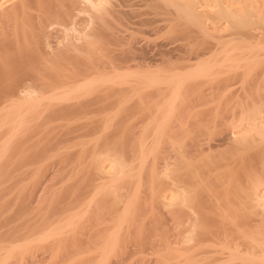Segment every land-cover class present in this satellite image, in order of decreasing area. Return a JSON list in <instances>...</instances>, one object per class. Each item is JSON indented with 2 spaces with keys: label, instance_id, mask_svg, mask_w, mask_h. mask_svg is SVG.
<instances>
[{
  "label": "bare ground",
  "instance_id": "obj_1",
  "mask_svg": "<svg viewBox=\"0 0 264 264\" xmlns=\"http://www.w3.org/2000/svg\"><path fill=\"white\" fill-rule=\"evenodd\" d=\"M116 1L0 0V264H264V93L207 118L208 100L186 101L217 74L227 98V70L264 59L237 32L251 16L206 2L222 9L213 24L231 23L221 42L201 2L151 0L172 30L218 43L206 60L154 68L158 56L102 17L130 18L119 7L131 1Z\"/></svg>",
  "mask_w": 264,
  "mask_h": 264
},
{
  "label": "rangeland",
  "instance_id": "obj_2",
  "mask_svg": "<svg viewBox=\"0 0 264 264\" xmlns=\"http://www.w3.org/2000/svg\"><path fill=\"white\" fill-rule=\"evenodd\" d=\"M114 1H116V0H114ZM131 1V2H130ZM137 1V2H136ZM139 1V2H138ZM148 1H150V2H148ZM129 0V2L130 3H128L129 5L128 6H124L123 7V5L124 4H122V7H119L121 10H123L124 12H125V10H127L126 12L128 13V14H130V15H132L134 18L132 19L131 17L132 16H127V17H130L129 19H126L127 21H125V22H122L123 21V19L125 20V18H126V16H125V18H122L121 20V22L120 21H118V19H114L113 17H111L109 14H105L104 16H102V17H104L105 19H107V20H109L108 22L110 23V22H112V23H110L111 24V26H113L114 25V27H115V25L117 26V27H119L120 26V28H122L124 31H126V34H124V35H131L132 33V36H134L135 37V39L137 38V40L139 41V45H141L143 48L145 47V48H149L148 49V51H149V53L148 54H150V55H148L149 56V58H151L150 56H152V55H154V56H158L159 58L158 59H161L162 60V62H160L157 66H153L154 68H157V67H161V68H170V63H169V59L171 58L172 60H174V59H180L179 61H176V63H174V65L175 66H179V63H180V61H181V59H182V63L184 62L185 63V61H186V59L188 58V57H190L191 55V57H193V55H197V51H199V53H198V55L197 56H201V57H199L200 58V60H199V62L203 59H208V58H210L211 57V52H210V50L213 48V49H215V48H217V45H218V43L217 42H215V40H212V38H211V40H209V39H203L202 37L200 38V36H196L195 35V33H194V31H192L194 28H191V29H189L186 25H184V28H183V24L182 25H180L183 29H181L180 27H178V29H174V30H172L171 28H174V27H171L170 28V25H169V22L167 23V20H165L164 21V19L166 18V17H168L169 16V14L168 15H164V13L166 14V12H164L163 13V9H160L159 8V10H160V13H161V11H162V13L161 14H159L158 15V13L159 12H157L158 11V7L156 6V10H155V7H154V4L152 3V1L151 0ZM182 1V0H181ZM195 1V0H194ZM208 1H210V3H211V1H212V3L213 4H210L209 3V5H214L215 6V4L214 3H219V2H217L216 0V2H214V0H196L195 2H197V3H202V6L200 7V9L199 10H197L199 13H201L202 11V14L205 12L207 15H205L207 18L209 17V20L207 19V20H204L205 21V23H207L206 25H207V27H208V31H211V33H212V30H213V36L214 35H217L218 37H216V38H221V40L219 39V41H223V40H226V39H228V37H226V35L224 36V34L228 31V32H231L232 31V29H230V27L228 26V24L230 23H228V21L227 22H225L226 20H224V22H223V20H221V19H217V24H213L214 23V21L216 20L215 18H216V16H217V14H219V12L222 10L219 6H217V7H219L218 9H217V7H216V9H214V11L211 9V8H213V7H209V6H204V5H206L207 3L206 2H208ZM220 1V0H219ZM224 3H222L221 1H220V3H222V4H225L226 2H227V0H222ZM230 1V5L232 6V9H233V12L235 13V12H237L236 14L239 16V17H241L242 19H243V17H242V13H243V15H244V12H245V15H244V17H246V11H248V13H247V16H251V18H252V16H253V19H251L250 18V20H249V23L250 24H252V25H250V27H244V28H242V29H238L237 30V32L238 31H242V33L244 32V35H245V33L246 32H250L249 34L250 35H252L253 36V41L252 42H249V43H253V44H251V45H255V46H258V44L259 45H263V48H264V0H251L250 1V3L251 2H253V3H251V4H253V5H251L250 4V6L251 7H253V9L251 8L250 10L249 9H246V8H249V7H247V4H246V0H239V2L241 3H239L238 2V0H229ZM229 1H228V3H229ZM243 1H245L244 3L245 4H242V2ZM119 2H120V4H119ZM133 2H135V3H133ZM183 2H185V1H183ZM183 2H180V3H183ZM116 3H118L120 6H121V3H122V1H116ZM153 4V5H151V4ZM227 3V4H228ZM239 3V4H238ZM126 5H127V2L125 3ZM194 4H196V3H194ZM201 5V4H200ZM233 5L235 6V7H233ZM140 6V7H139ZM147 6V7H146ZM150 6V7H149ZM184 6H185V4H184ZM188 6V5H187ZM187 6H185V7H187ZM198 6H199V4H198ZM237 6V7H236ZM130 7V8H129ZM132 7V8H131ZM137 7V8H136ZM153 7V8H152ZM195 8H196V6H194ZM203 7H204V9H203ZM207 7H209V8H207ZM134 8H136L135 10H134ZM139 8V9H138ZM141 8V9H140ZM206 8V9H205ZM125 9V10H124ZM131 10L132 11V13H131V11H129V10ZM221 9V10H220ZM142 10V11H141ZM165 10V9H164ZM201 10V11H200ZM138 11V12H137ZM217 11H219L217 14H216V12ZM255 11V12H254ZM125 12V13H126ZM136 12V16H134L135 14L134 13ZM140 12V13H139ZM143 14H142V13ZM251 12V13H250ZM126 13V14H127ZM146 13V14H145ZM157 13V14H156ZM204 13V14H205ZM127 14V15H128ZM140 14H141V16H140ZM150 14V15H149ZM215 14H216V16H215ZM107 15V16H106ZM160 15H161V17H160ZM162 15L163 16H165V18L163 19L162 18ZM86 15H84V17H85ZM138 16V17H137ZM236 17L237 19L239 18V17ZM88 17V16H87ZM87 17H85V18H87ZM124 17V16H123ZM158 17H159V19H158ZM206 17H204L203 19H205ZM210 17H211V19H210ZM213 17V18H212ZM112 18V19H111ZM144 18V19H143ZM169 19L171 18V16L170 17H168ZM218 18V17H217ZM167 19V18H166ZM262 19V21H260ZM128 20H129V22H128ZM142 20V21H141ZM220 20H221V22H223V24L220 22ZM115 21V22H114ZM130 21H132V22H130ZM141 22V23H139V24H137V23H135V22ZM169 21V20H168ZM212 21V22H211ZM238 21V20H237ZM239 21H240V18H239ZM251 21V22H250ZM126 22H128V24L126 23ZM133 22L135 23V24H133ZM145 22V23H144ZM165 22V23H164ZM211 22V23H210ZM215 22V23H216ZM221 24H220V23ZM121 23V24H120ZM127 24V26L128 27H126V24ZM131 23V24H130ZM209 23V24H208ZM228 23V24H227ZM123 24H125L124 26H123ZM142 24V25H141ZM166 24V25H165ZM173 24V23H172ZM220 24V25H219ZM231 24V23H230ZM134 25V26H133ZM136 25V26H135ZM176 24H174V25H171V26H175ZM213 25H217L216 27H219V29H222V33L220 32L219 33V31L220 30H218V32H217V34L215 33L214 34V31H215V26H213ZM222 26H226V27H222ZM130 27V28H129ZM170 28V30H168L169 28ZM186 27V28H185ZM209 27H211V28H209ZM233 26H231V28H232ZM131 28H132V30H131ZM136 28V29H135ZM176 28V27H175ZM180 28V29H179ZM223 28H224V30H226V32H223L224 30H223ZM228 30H227V29ZM126 29V30H125ZM129 29V30H128ZM186 31H185V30ZM216 29H218V28H216ZM231 31H230V30ZM245 29L247 30V31H245ZM131 30V32H129ZM184 30V31H183ZM189 30H191V32L189 31ZM171 31V32H170ZM233 31H236V30H233ZM185 32H189V34H186L187 36H190V35H192V36H190V38H191V40L192 41H194L193 42V47H192V45H191V47H192V49H191V52H192V50L195 48V50H194V52L191 54V52H190V50L188 49V51L190 52H188L189 54H187V53H185L184 51H187V49L185 50L184 49V51H183V46L184 47H186V45H188L187 43V41L188 40H186L185 38L187 37V36H185ZM193 32V33H192ZM227 32V33H228ZM263 32V33H262ZM219 33V34H218ZM224 33V34H223ZM248 33H246V34H248ZM252 33V34H251ZM122 34V33H121ZM137 34V35H136ZM193 34H194V36H193ZM229 34V33H228ZM247 37H248V35H246ZM185 37V38H184ZM196 38V39H193V38ZM247 37H245V38H247ZM189 38V37H188ZM262 40H261V39ZM185 39V40H184ZM215 39V38H214ZM258 39V40H257ZM208 40H209V43H208ZM217 40V39H216ZM185 41H186V43H185ZM200 41V42H199ZM105 42V41H104ZM215 42V43H214ZM263 42V43H262ZM106 43V42H105ZM207 43V44H206ZM215 44H217V45H215ZM243 44H245V42L243 43ZM165 45V46H164ZM182 45V46H181ZM201 45V46H200ZM221 45L222 46H224L222 43H221ZM245 45H247V44H245ZM181 46V47H180ZM189 46V45H188ZM220 46V45H219ZM260 46V47H261ZM173 47V48H172ZM175 48H177V49H175ZM208 48V49H207ZM211 48V49H210ZM247 46H246V50H247ZM175 49V50H174ZM210 49V50H209ZM248 49H251V48H248ZM161 50H162V52L163 51H165L164 53L167 55V56H163L162 55V53H161ZM171 50V51H170ZM175 51V52H174ZM181 51H183V53L181 52ZM195 51H196V53H195ZM249 51V50H248ZM168 52V53H167ZM207 52V53H206ZM208 52H210V54L208 53ZM125 53H126V51H125ZM170 53V54H169ZM258 53H259V51H258ZM257 53V51H255V54H258ZM182 54V55H181ZM200 54H202V55H200ZM203 54L204 55H206L207 57H205V56H203ZM264 55V49L263 50H261V52H260V56L262 57V55ZM180 55L182 56V57H180ZM190 55V56H189ZM125 56H126V54H125ZM154 56H152V57H154ZM173 56H177V58L176 57H174L173 58ZM170 57V58H169ZM195 57V56H194ZM203 57V58H202ZM264 57V56H263ZM126 60H129V58H126ZM263 60V61H262ZM175 61V60H174ZM195 61V63L193 62L192 64L194 65V64H196V63H198V61H196V59L194 60ZM260 63H257L256 64V66H253L252 67V69H254V71H253V74H252V72H251V70L252 69H250V68H243L242 69V67L241 68H233V69H235L236 71H234L233 69H231L232 71H234L232 74H231V72H230V70H227V72L228 73H230V74H228V75H226L227 76V79H226V76L224 77L225 78V81L227 80L229 83H231V84H229L228 82H227V86L228 85H230V88H229V86L227 87L226 86V83H224L225 84V87L230 91L228 94V97L226 98L225 96L227 95V93H226V89L224 90V86L222 87L221 86V88L225 91H223L222 89V91L220 90V91H218L219 90V83H218V78H220V75L219 74H217V75H211V76H209V77H215V81H214V83L212 84L211 82H208L209 81V79H207V81L205 82V84H203V85H200L201 84V82H200V84L199 85H197L198 87H195V88H193V89H189L188 90V92L187 93H189V94H187V95H189V97L187 98V96H186V101H187V103H189V104H202L203 103V105H205L207 102V104H206V106L204 107L203 106V109H201V115L199 116L198 115V117H204V118H207V117H211L212 115L214 116V110L216 109L217 110V108H219L218 106H226V105H228V104H226V103H229V101H230V103H234V104H236V102H241V104H243V103H245V104H251V103H256V102H258V100L260 101V99H262V93H264V92H262V91H264V59H260V61H259ZM131 65H136L135 63H133V62H130L129 64H127V65H125V64H122V66H124V67H126V66H131ZM255 67V68H254ZM257 68V69H256ZM186 69V68H185ZM185 69H180V71L182 70V71H184ZM239 69V70H238ZM249 69V72L247 71ZM256 69V70H255ZM245 70V71H244ZM186 71V70H185ZM224 73H225V71H224ZM239 73V74H238ZM249 73H251V74H249ZM226 74V73H225ZM234 74V75H233ZM231 75V76H230ZM251 75V76H250ZM228 76H229V78H228ZM247 76H249V77H247ZM208 77V78H209ZM213 77V78H214ZM218 77V78H217ZM217 78V79H216ZM243 78V79H242ZM211 79V78H210ZM229 79V80H228ZM248 79V80H247ZM251 80V81H250ZM253 81H255V82H253ZM244 82V83H243ZM258 82H260V83H258ZM211 83V84H210ZM232 83H233V85H232ZM241 83H243V84H245V86L243 85V84H241ZM247 83V84H246ZM251 83H254L255 85H251ZM219 84V85H218ZM243 85V86H242ZM257 85H258V87H260L259 89H256V87H257ZM260 85V86H259ZM243 87V88H242ZM250 87V88H249ZM257 87V88H258ZM218 88V90H217V92H216V89ZM254 88V89H253ZM253 89V90H252ZM227 90V91H228ZM255 90V91H254ZM257 90H259V91H257ZM260 90H261V92H260ZM203 91V92H202ZM248 91V92H247ZM222 92H224V93H222ZM196 93V94H195ZM206 93H208V94H206ZM241 93V94H240ZM222 94H225V96L223 95L222 96ZM239 94V95H238ZM238 95V96H237ZM246 95V96H245ZM209 96V97H208ZM220 96V97H219ZM222 96V97H221ZM236 96H237V98H236ZM211 97V98H210ZM224 97V99H222ZM243 98L242 100H241V98ZM228 98H229V101H228ZM263 98H264V95H263ZM199 99V100H198ZM205 99V100H204ZM222 99V100H221ZM227 99V100H226ZM232 99V100H231ZM246 101H245V100ZM208 100V101H207ZM212 100V101H211ZM219 100V101H218ZM207 101V102H206ZM224 101V102H223ZM231 101H233V102H231ZM252 101V102H251ZM263 101V100H262ZM204 102H206L205 104H204ZM215 102V103H214ZM220 102V103H219ZM226 102V103H225ZM210 103V104H209ZM225 105H224V104ZM238 103V105H240ZM230 105V106H228V107H230V108H233L235 105ZM238 105H236V106H238ZM215 106V107H214ZM231 106H233V107H231ZM208 107V110H209V113L210 114H208V112L206 111L207 108ZM214 107V108H213ZM224 107H220V109L219 110H221V108L223 109L222 110V112L224 111ZM213 110V114L211 115V112H210V110L211 109ZM225 108H227V107H225ZM206 109V110H205ZM229 109V108H228ZM137 110V109H136ZM205 111V112H204ZM218 111V110H217ZM229 111V110H228ZM207 112V113H206ZM229 112H231V110L229 111ZM198 114H200V111L198 112ZM206 114V115H205ZM209 116H208V115ZM222 115V114H221ZM238 117V116H237ZM203 119V118H202ZM231 125V124H230ZM235 124H232V126H234ZM224 127H227V126H224ZM224 129V128H223ZM220 130L221 131H223L221 128H220ZM219 130V131H220ZM87 139V138H86ZM261 146V145H260ZM263 146V145H262ZM261 146V147H262ZM261 147H258L257 149H256V151H261V150H263L264 148V146L261 148ZM261 148V149H260ZM225 150L227 151V149H225V147H224V150L221 148L220 150L218 149V150H216L215 152H214V154H219L220 152L221 153H223V152H225ZM254 150V149H253ZM255 151V153H257L258 154V152H256ZM216 152H218V153H216ZM262 152V151H261ZM260 152V153H261ZM254 154V153H253ZM249 156H247V157H245V158H242V159H240V162H242V163H244L245 165H249L251 162H250V158H248ZM260 159V158H259ZM19 160V159H18ZM21 161V159L17 162V160H16V162L17 163H19ZM238 162H239V160H238ZM258 162V161H257ZM256 162V163H257ZM261 164V163H260ZM7 199V198H6ZM2 202H0V204H1Z\"/></svg>",
  "mask_w": 264,
  "mask_h": 264
}]
</instances>
